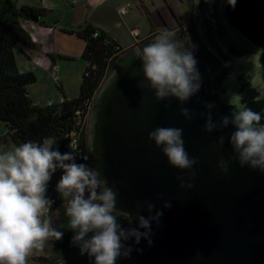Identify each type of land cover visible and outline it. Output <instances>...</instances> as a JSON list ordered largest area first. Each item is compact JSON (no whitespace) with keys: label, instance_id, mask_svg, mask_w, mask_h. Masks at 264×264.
<instances>
[{"label":"water","instance_id":"95a60500","mask_svg":"<svg viewBox=\"0 0 264 264\" xmlns=\"http://www.w3.org/2000/svg\"><path fill=\"white\" fill-rule=\"evenodd\" d=\"M81 11L74 9L75 24L82 20ZM193 17L202 42L222 63L209 73L195 55L202 81L199 93L184 103L173 97L155 99L133 55L135 48L154 40L148 38L113 61L86 116L83 145L88 165L118 193L117 214L131 211L147 217L155 210L163 212L159 223H152V244L129 240L130 257L116 264H264V173L240 166L228 141L232 125L206 132V116L201 115L211 111L219 123L233 110L229 101L238 100L264 116V0H237L235 8L226 0H200L198 6L194 0ZM29 18L39 22L38 17ZM206 103L213 108L207 109ZM182 107L194 114L191 120L180 114ZM158 126L183 129L186 151L198 158L191 170L169 165L161 148L148 139ZM190 171L195 176L190 177ZM177 176L193 187L182 188ZM165 201L170 208L163 207ZM144 202L155 205L153 213ZM50 216L64 237L44 243L49 260L92 264L71 244L73 233L62 205ZM120 222L130 226L122 218Z\"/></svg>","mask_w":264,"mask_h":264},{"label":"clouds","instance_id":"9594fccd","mask_svg":"<svg viewBox=\"0 0 264 264\" xmlns=\"http://www.w3.org/2000/svg\"><path fill=\"white\" fill-rule=\"evenodd\" d=\"M199 3L197 0V6ZM226 3L235 8L237 0ZM175 36L174 31H162L152 42L135 48L133 55L141 62L143 79L154 90L157 101L173 97L184 103L199 93L202 81L194 50L174 39ZM229 104L233 109L230 116H221L219 123L212 119L211 111L201 113L206 116L204 130L212 132L232 125L234 131L228 141L236 160L241 167L264 173V123H261L264 116L238 100H230ZM205 107L212 109L213 104L206 103ZM180 114L187 120L194 115L183 107ZM148 139L161 148L169 165L177 169L191 170L198 163V158L190 157L184 147L182 128L158 126L148 133ZM218 143L223 145V136ZM69 147L72 151L61 152L54 140L44 139L0 153V264H26L34 248H41L52 239H63L64 231L53 227L49 215L55 201L47 195L48 185L58 170L61 175L54 190L73 233L70 242L81 256L86 255L92 264H116L119 258L130 257L133 247L127 243L129 240L136 245L141 240L152 244V223L158 224L163 212L153 213L155 205L144 202L147 211L153 214L145 217L126 211L118 215V193L97 169L77 162L75 140ZM195 174L190 171V177ZM176 179L182 188L193 187L181 176ZM163 207L170 208L171 204L165 201ZM121 218L130 226L124 227ZM134 222L136 226L132 227Z\"/></svg>","mask_w":264,"mask_h":264},{"label":"trees","instance_id":"16d2710c","mask_svg":"<svg viewBox=\"0 0 264 264\" xmlns=\"http://www.w3.org/2000/svg\"><path fill=\"white\" fill-rule=\"evenodd\" d=\"M45 14V9L18 4L14 0H0V123L5 125L7 134L18 146L29 141L41 143L44 139H52L59 150L65 152L69 149L63 135L71 130L76 111L88 113L103 76L124 49L103 30L84 26L77 33L84 42L81 58L87 62L78 95L58 103L37 105L26 89L36 81V75L32 70L19 68L16 50L36 47L22 23L31 21L30 16L38 17L43 23L41 18ZM59 173L58 170L52 180ZM33 259L40 264L43 257L33 256Z\"/></svg>","mask_w":264,"mask_h":264},{"label":"rangeland","instance_id":"374dc122","mask_svg":"<svg viewBox=\"0 0 264 264\" xmlns=\"http://www.w3.org/2000/svg\"><path fill=\"white\" fill-rule=\"evenodd\" d=\"M15 3L18 4H26L30 6H34L37 8H44L48 10L46 13V16L44 18V21L46 22L47 26L52 30L54 29V34H56L59 31L62 32H69L72 31V33H76L79 29L78 25L73 24L74 19V6L76 5H82L85 4L88 6L85 14L84 21H88L92 23L93 25L104 28L109 34H111L113 37L119 40L120 43L124 45H130L132 43V30L133 27L139 26L141 29L140 20L141 17L139 16V13L137 9L135 8L132 1L128 3V0L122 1V0H93L89 2V0H14ZM99 1V2H98ZM99 4V5H95ZM121 4H125L128 6L129 11L126 16H122L120 14V8H124V6H118ZM185 4H179L177 3L178 8L181 9V13L183 14V11H185ZM97 6V7H96ZM33 22V21H31ZM34 23V22H33ZM183 32L181 34H178L179 36H185L184 43L189 47L190 49H194L200 56L205 59L206 62H209L210 55L206 50H203L202 48H197V41L193 37V35L190 34L189 29L182 30ZM39 32L37 29L35 30V33ZM43 32V31H41ZM39 37V35L37 34ZM65 36V37H63ZM61 35V40L55 41L54 45H57L59 43H66L67 45H75L73 44L74 41L71 37L68 35ZM42 41L39 39V44H41ZM52 41L47 42L46 47L47 49L52 50V46H50ZM65 44V45H66ZM61 47V44H59ZM126 46V47H127ZM46 48H43V52L47 50ZM80 51L82 49L80 48ZM80 53V52H79ZM46 58V54H41L40 57ZM16 59L19 64L23 65V57L20 56L19 53L16 52ZM63 58V57H57L58 66H57V75L54 77L51 72H45L42 69H36L35 75H36V81L34 83H31L27 85L26 89L28 92V95L32 99L33 103L37 105H47L51 103H58L62 100L61 98V92L59 91L58 85L63 84L65 89L70 92H74L76 90L73 89V83L71 80V77L73 74L78 75V78L82 77V70H85L86 62L80 57V54L76 55L73 59ZM52 66V65H51ZM50 66V67H51ZM21 67V66H20ZM23 67V66H22ZM33 68L31 67V70L33 71ZM50 71V68H49ZM63 74H69V75H63ZM59 78V80H58ZM79 91V90H78ZM64 92V91H63ZM7 128L3 123H0V153L4 151H10L13 148H15V145L11 143L10 137L7 134ZM4 141V143H3ZM35 253H40V248H35ZM43 257H48V252L45 250L43 253ZM26 264H38L36 260L32 259L30 256L26 259Z\"/></svg>","mask_w":264,"mask_h":264},{"label":"crops","instance_id":"0c3cea01","mask_svg":"<svg viewBox=\"0 0 264 264\" xmlns=\"http://www.w3.org/2000/svg\"><path fill=\"white\" fill-rule=\"evenodd\" d=\"M91 1H93V0H89V2H91ZM122 1H125V0H122ZM130 1L133 2L135 8L137 9V11L139 13V16L141 17V20L139 21L141 24V29L139 28V26L133 27L134 29H136L137 35L136 36L131 35L133 38H132V43L130 45L127 46V45L120 43L118 39H116L111 34H109L104 28H102V27L99 28V27L93 25L92 23H90L86 20L84 21L86 10H87L88 6L86 4L84 6L76 5V6H74L73 9L78 8V7H80L82 9V11H81L82 12L81 22L79 24H75L73 22V24L79 26V29L76 33H72V31H69V32L59 31L56 34H54V31H53L54 29L51 30L49 28V26H47L46 22L44 21L46 14L41 18L43 23H40V22L35 23L34 22L36 24V29L39 31V32L35 33L36 36H37V34L39 35V37L37 36L38 42L36 43V47L33 49L22 48L20 50H16V52L19 53L20 56L23 57V59H24L23 65L19 64L17 59H16L19 68L23 71L31 70V67L34 66L33 62L35 60H37V61H39V65L36 66L35 69L33 68V72H35L36 69H42L45 72H50L49 68L51 65L52 66L53 65L58 66V61L56 60L58 56L63 57V58H68L67 61L69 59H72V62L74 61L73 59L75 58V56L77 54L78 55L80 54V57H81L82 51H80V48L83 49L84 42L78 36L77 33L79 31H81L83 29V27L86 25H92L93 27H97L100 30H103V32H105L113 40H115L122 49L126 50V49L134 46L135 44H138L139 42H141L145 39L155 38V36L162 31L167 30V31H174L175 33H177V26L178 25H177V22H175V18H173V17L175 16L176 19H179V21H180V18L185 19L187 17L188 10H189V5H187V3H186L184 5L185 11H183V14H182L181 9L178 8V6H177V3H179V4H183V3H180L178 0H128V3ZM164 2H167L169 4L168 7L164 6ZM95 5H99V4H95ZM124 5L125 4H121L118 6H124ZM171 6L172 7L175 6L177 8V10L179 12L178 16H177V14H175V11L172 9ZM124 8L126 9V12L124 14H122V16H126L128 11H129V8L127 5H125ZM41 9H44V8H41ZM47 12H48V10H46V13ZM39 21H40V19H39ZM41 31H43V32H41ZM61 35L62 36L68 35L69 37H71L72 40L74 41L73 44L75 45V47L73 45H67L64 42L59 43V44H61V47L58 44V42H57V45L55 46L54 42L61 40V38H60ZM176 35H178V34H176ZM63 37H65V36H63ZM39 39H41V41H42L41 44H39ZM50 41H52V43L50 45V46H52L51 47L52 50L50 48L47 49V47H46L47 42H50ZM183 42H184V39H183ZM43 48H46L47 50L45 52H43ZM41 54H46L47 57L46 58H44L42 56L40 57ZM86 64H87V62H86ZM81 72L83 74L84 69ZM63 75H69V74H63ZM71 75H72L71 80L73 83V89H75V87H76V90L72 93L70 91H67V89H65L63 84H59L58 88H59V91L61 92L62 100L72 99L78 95V90L80 87L82 77L78 78L77 74H75V76L73 74H71ZM58 80H59V78H58ZM9 139H10L11 143H13L15 145V147L18 146L12 138H9ZM0 143H2V142L0 141ZM3 143H4V141H3ZM58 205H62V201H60L58 204H56L54 206L52 212L55 210V208ZM45 250H46V247H45V245H43V247L40 248V253L36 254L35 248H34L29 256L32 259H33V256L43 257L44 256L43 253Z\"/></svg>","mask_w":264,"mask_h":264},{"label":"built area","instance_id":"2783aa9c","mask_svg":"<svg viewBox=\"0 0 264 264\" xmlns=\"http://www.w3.org/2000/svg\"><path fill=\"white\" fill-rule=\"evenodd\" d=\"M125 12H126L125 8H120V14H124ZM22 26L30 34V37H31L32 41L34 43H37L38 42V38L35 35L36 24L31 22V21H26V22L22 23ZM132 34L134 36L137 35L136 29L132 30ZM95 35H96V33H94V36ZM117 49L120 50L119 47H117ZM33 65H34L33 67L38 66L39 65V61L35 60L33 62ZM57 71L58 70H57V66L56 65H53V66L50 67V72H51V74L54 77H56ZM75 115L76 116H75L74 124H73L71 130L63 135V139L66 140L69 151H72V149L69 147V144L71 143L72 140H75L77 142V144H78V150L76 152L77 162H83V163L88 164V156L86 154V151H85V148H84V145H83V133H84V128H85V122H86L87 114L84 113L82 110H78V111H76ZM60 175H61V172L59 174H57L55 176V178H53V180L50 181V183L48 185V193H47V195L52 200L55 201V203L52 205V207L50 209L49 215L52 212L54 206L61 201L58 193L54 190L55 183L59 179Z\"/></svg>","mask_w":264,"mask_h":264},{"label":"flooded vegetation","instance_id":"af4514ba","mask_svg":"<svg viewBox=\"0 0 264 264\" xmlns=\"http://www.w3.org/2000/svg\"><path fill=\"white\" fill-rule=\"evenodd\" d=\"M180 3H184L187 5H189V10H188V14H187V17L185 19L183 18H180V21L179 19H176V17L174 16L173 18H175V22H177V33L178 34H181L183 31V29L187 30L189 28V31H190V34L193 35V37L196 39L197 41V48L199 49H203V50H206L209 55H210V59H209V62H206L205 59H203V57H201L199 54V52H197L196 50H194V54L197 55L200 59H202V61L208 66L209 68V73L212 72L214 69H216L217 67L221 66V61L218 60L215 56H213L211 54V52L207 49V47L204 45V43L202 42L198 32H197V29H196V26H195V22H194V17H193V8H194V0H178ZM168 3L167 2H164V6L165 7H168ZM172 7V6H171ZM172 9L175 11V14H177V16L179 15V12L177 10V8L175 6L172 7ZM176 33V34H177ZM185 38V36H179V35H176L174 37V39L182 42H183V39ZM185 45V44H184ZM187 47V45H185ZM189 48V47H187ZM190 49V48H189ZM210 85V84H209ZM84 135V133H83ZM50 259V255L48 254V257H43V259H41L40 261V264H56L54 261L52 260H49Z\"/></svg>","mask_w":264,"mask_h":264}]
</instances>
